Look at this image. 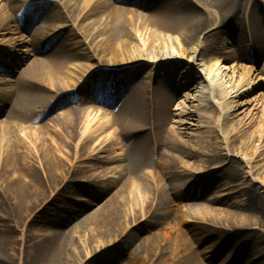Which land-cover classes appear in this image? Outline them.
Returning <instances> with one entry per match:
<instances>
[{"label": "bare ground", "instance_id": "obj_1", "mask_svg": "<svg viewBox=\"0 0 264 264\" xmlns=\"http://www.w3.org/2000/svg\"><path fill=\"white\" fill-rule=\"evenodd\" d=\"M239 59L260 69L243 74L230 65ZM263 60L264 0H0V251L19 232L26 241L28 221L59 226L51 209L81 178L102 192L132 187L85 220L114 242L153 219L152 207L202 198L241 173L248 186L238 193H261ZM135 187L141 207L130 203ZM197 212L215 229L248 224L233 211ZM77 235L51 229L25 261L73 264ZM178 242L189 250L185 236Z\"/></svg>", "mask_w": 264, "mask_h": 264}, {"label": "rangeland", "instance_id": "obj_2", "mask_svg": "<svg viewBox=\"0 0 264 264\" xmlns=\"http://www.w3.org/2000/svg\"><path fill=\"white\" fill-rule=\"evenodd\" d=\"M233 64H238L243 70V74H247L250 67L260 69V66L258 68L253 62L244 59L234 60L230 65ZM263 66L264 60L261 62V69ZM245 67L248 69H244ZM4 77L7 80H15L14 77L8 74H5ZM260 77V74L255 73L254 80L257 81ZM260 95H264V88L256 94V96ZM3 120H6V117L0 118V122ZM33 136L34 138L37 137L35 134ZM247 155L249 158H253L252 148L249 149ZM261 159H264V155ZM195 162H198V160L188 161L189 164ZM93 173L95 172L93 171L91 174ZM231 174L232 172L228 174V177ZM225 177L226 175L221 182L228 181ZM244 177L245 174L241 173L236 180H230L233 181L231 186L224 189H217L220 185L216 189L210 187L204 197L200 198L198 196L196 200L185 199L182 202L175 201L171 205L152 207L154 211L153 219H150L147 223H141L140 230H137V228L131 229V232L127 235L126 232L129 227L125 226L123 228L125 230L116 242L111 237L102 234L101 231L93 232L92 225L85 220L116 193L120 192V199L128 198L132 187L129 186L126 190H121L124 183H120L118 186L111 188L110 191L103 190L102 192L97 190L93 183L90 184L84 178H81L73 183L74 190L68 194L70 199L62 203H55L51 209L52 212L58 210L56 215L59 217V226L46 228V224L43 223L44 226L35 225L31 227L30 224L32 223L30 221L26 222L28 228L25 234L26 241L23 244L21 243L20 239L23 235L21 232L15 234L16 241L13 248L10 247L11 251L3 253L0 251V263L5 261L9 264H27V256L31 253L33 246L41 239V235L48 233L51 229H58L67 233L71 231L78 232L76 248L82 252V256H76L77 250H75V255L73 254L75 263L73 262V264H157L168 260V258H172L170 264H191L194 260L202 264H264V185L263 189L260 190L261 193L258 191L260 187L253 186V188H248L250 196L247 195V192L239 194L238 192L241 189L248 186L245 184ZM135 188V195L134 197L131 196L130 203L141 207L143 203L137 202L135 197L137 187ZM232 193L233 199L231 200L233 201L224 197ZM247 197L250 199L245 202ZM236 202H239V204H236ZM202 208L208 210L214 208L217 210L219 217H225L224 213L227 211L237 212L248 224H245L241 231L235 233L218 224L217 229H215L213 223H216V221L214 219L198 215L199 212L197 211ZM126 214L129 215L127 212ZM127 215H124V217L128 220ZM181 236H185L187 239L188 247L185 248L189 249L187 251H178L177 245ZM204 236L208 237L204 239ZM227 239H231L229 240L230 246L226 251L220 253L217 245ZM154 240H158L157 242L160 244L158 249L148 247ZM108 242H111L112 245H108ZM102 243H107L108 246L104 250L93 253L87 259L85 250L97 251ZM147 255L151 256L150 259H147ZM191 256H194L195 259L190 258ZM229 258L235 260V262L228 263Z\"/></svg>", "mask_w": 264, "mask_h": 264}]
</instances>
